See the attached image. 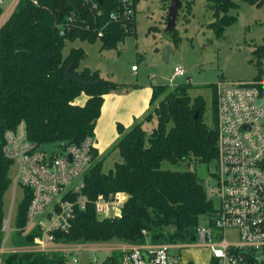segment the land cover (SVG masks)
I'll use <instances>...</instances> for the list:
<instances>
[{"label":"trees","instance_id":"obj_1","mask_svg":"<svg viewBox=\"0 0 264 264\" xmlns=\"http://www.w3.org/2000/svg\"><path fill=\"white\" fill-rule=\"evenodd\" d=\"M76 13L66 6L65 0H18L6 19L0 23V149L3 132L14 129L19 122L30 143L46 144L70 141L79 144L87 136L93 137V126L99 117L103 95L116 85L99 78L87 68L78 70L84 52L70 48L65 56V42H98L100 50L114 49L125 37L135 33V5L130 0L131 16L109 20L111 13L120 14L121 0H71ZM161 2L167 0H160ZM169 1V0H168ZM185 12L190 13L193 0H179ZM238 3L255 8L263 7L264 0H207L206 10L212 22L206 25L214 37H220L234 21L228 15ZM94 7H91L93 6ZM121 16V14H120ZM174 30L168 31L172 33ZM176 42V39H174ZM259 80V61L264 60V34L262 44L251 51ZM68 64L70 73L89 84L79 85L63 77ZM188 78L183 84L168 88L152 85L148 110L138 121L124 130L115 127L118 138L112 144L119 161L102 171V161L95 150L90 166L83 175L81 194L87 198L83 210L75 208L66 232H56L54 239L61 242H126L142 244L146 236H162L166 242H188L195 237L199 218L212 213V202L207 198L201 182L192 171H176L162 165L176 166L187 160L209 166L216 153L214 128V97L211 99V123L203 120V97H190ZM84 95V103H74ZM154 125L149 134L142 129L144 123ZM11 162L0 150V222L2 196L9 187ZM211 176L212 172L208 173ZM125 193L128 197L119 215L100 219L94 214L91 201L97 195ZM15 209V226L25 220L28 204L24 190ZM144 230V233H142ZM34 234L25 233L28 242ZM123 250L113 251L103 263L122 264ZM41 251L7 252L0 264H69L61 254L46 255ZM210 264H216L211 259Z\"/></svg>","mask_w":264,"mask_h":264},{"label":"built area","instance_id":"obj_2","mask_svg":"<svg viewBox=\"0 0 264 264\" xmlns=\"http://www.w3.org/2000/svg\"><path fill=\"white\" fill-rule=\"evenodd\" d=\"M17 1L11 0L8 8H13ZM121 1L124 2L121 16L114 12L109 20L131 16L130 0ZM4 2L0 0V11ZM135 69L133 66L130 71ZM175 78H184L186 82L179 66L172 68L167 83ZM212 94L216 153L209 176L212 181L201 183L212 202V213L201 218L204 223L196 226L192 241L122 249V264H178L180 249L188 246L205 248L216 264H264V104L258 103L264 95V78L216 82ZM93 144V137L87 136L79 144L59 147L60 153L52 154L45 161V153L37 150L39 145L27 140L22 122L3 132L0 150L11 162L12 189L26 190L29 199L24 223L17 230L37 236L35 250L58 251L69 264H83L77 255L104 248L106 244L54 239L56 232H66L69 228L73 210H83L87 204L81 189ZM127 199L125 193L116 192L103 197L97 195L91 204L94 214L104 219L118 216ZM0 231L9 233L6 219L0 222ZM226 233L233 237L228 239ZM64 253L71 255L64 256ZM95 260L91 257L88 264H96Z\"/></svg>","mask_w":264,"mask_h":264},{"label":"rangeland","instance_id":"obj_3","mask_svg":"<svg viewBox=\"0 0 264 264\" xmlns=\"http://www.w3.org/2000/svg\"><path fill=\"white\" fill-rule=\"evenodd\" d=\"M11 0H5L0 12V23L6 19L7 10ZM181 5L183 4L180 2ZM207 0H193L190 13L185 12L182 6L178 10L174 22V31H165L167 7L169 1L160 0H137L135 5V33L125 37L114 49L100 50L98 42L92 44L87 42H65L62 55L65 56L70 48H80L84 55L78 63L79 69L88 67L99 72L102 79L117 83L119 87L137 82L138 85H167L171 88L178 84H183L185 79H177L172 83H167V77L171 75L172 68L179 66L184 72V77H188L190 85L187 94L190 97L202 96L204 100L203 120L207 125L211 123V99L212 90L216 82H250L257 76L255 60L251 51L255 46L262 44L264 34V9L255 8L245 3H238L236 9L231 10L228 15L234 16L231 25L224 29L220 37L206 28L212 22L211 12L206 10ZM180 5V6H181ZM176 39V42H174ZM166 52V62L162 61V54ZM135 66L134 74L130 68ZM259 78H264V60L259 61ZM154 119L150 123H144L142 129L149 134ZM112 147L105 150L102 156V171L112 168L114 162L119 158ZM163 168H170L176 171H192L195 177L203 183H211L209 178L212 172V165L205 166L192 160H187L176 166L162 165ZM12 174H10L11 176ZM22 190L10 185L2 196L3 211L8 218V236L18 240L13 246L20 247L21 250H35L38 238L34 236L33 242H28L25 232L19 233L13 230V220L15 209L22 198ZM207 196V195H206ZM11 200V201H10ZM204 220L199 218L196 226L200 227ZM195 226V227H196ZM12 228V229H11ZM170 227H163L162 236L151 241L152 244H162L166 242V232ZM150 238V236H146ZM226 237L231 239V233H226ZM6 241L5 243H8ZM107 245L104 248L94 251L81 252L77 255L80 263L88 264L91 257H95V263L100 264L106 256L113 250ZM31 248V249H29ZM16 250L14 252H21ZM42 252V251H41ZM46 255H53L55 252H43ZM73 252H71L72 254ZM70 253L63 254L70 256ZM208 252L201 246H188L180 249L181 259L192 260V264H207ZM181 261V260H180ZM185 262V261H184ZM179 262L178 264H184Z\"/></svg>","mask_w":264,"mask_h":264},{"label":"crops","instance_id":"obj_4","mask_svg":"<svg viewBox=\"0 0 264 264\" xmlns=\"http://www.w3.org/2000/svg\"><path fill=\"white\" fill-rule=\"evenodd\" d=\"M11 10L12 8H8L6 13H9ZM83 68L89 69L88 67H83ZM78 70L81 69L78 68ZM91 71L97 72L99 76L98 71L96 70H91ZM136 71L133 72L130 71V72L131 74H134V72ZM115 85L116 88L113 91L102 96L103 99L98 113L99 117L95 121L92 130L93 140H94L93 148L98 156H101L102 153L108 148H110L112 144H114L115 141L117 140L118 135H117V131L115 130L116 126L120 125L124 130H126L132 124H134L135 121L140 120L146 114L149 108L148 102L150 99L151 86L154 84L150 83L148 85H138L137 82H134L132 85L126 84V85H122V87H119L117 83ZM85 99L86 98L84 95H79L77 99L74 101V103L81 106L84 103ZM151 121H153V119ZM10 181H11V176H10ZM7 214L9 216V213ZM7 214L5 216V213L3 211V204H2V217H3L2 221L6 219L8 223L9 217H7ZM12 224H13L14 232L20 234V232L17 230V227L15 226V217ZM8 239L9 242L5 243L6 241H8ZM16 239H12V237H9L8 234L5 235L0 231V263L5 253L21 250L20 247L13 246L15 242H18V240ZM151 241H153V239L145 237L143 243L138 245H150L152 244ZM105 243H106L105 245H107V247L110 250L120 251V252L122 251V249L138 246L123 241L105 242ZM180 260L182 262L185 261L184 264H192V260H190V258L188 260L183 261L180 257ZM206 260H207V264H210L211 258L209 257V254Z\"/></svg>","mask_w":264,"mask_h":264},{"label":"water","instance_id":"obj_5","mask_svg":"<svg viewBox=\"0 0 264 264\" xmlns=\"http://www.w3.org/2000/svg\"><path fill=\"white\" fill-rule=\"evenodd\" d=\"M66 6L70 8L74 13H76V7L72 3L71 0H65ZM180 1L179 0H169V5L167 7V16H166V22H165V31L168 32L172 30L174 27V22L178 14V9L180 8ZM162 61L166 62V52L162 54ZM70 68L71 65L68 64L66 69L63 71V77L65 80H69L71 82H74L79 85L83 84H89L90 82L87 81H81L77 75L71 74L70 73ZM259 104H264V95L263 97L259 100ZM70 141H55L51 143H46V144H40L37 148L38 151H42L45 153V161L49 159V157L52 154L60 153V148L62 146L68 145ZM68 160V158L66 159ZM145 256V254H143ZM110 261L107 260L104 262V264H110Z\"/></svg>","mask_w":264,"mask_h":264}]
</instances>
